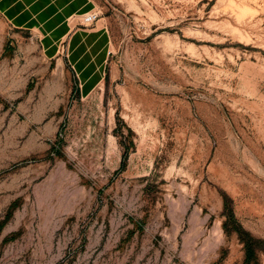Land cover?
Wrapping results in <instances>:
<instances>
[{"label":"rangeland","instance_id":"rangeland-1","mask_svg":"<svg viewBox=\"0 0 264 264\" xmlns=\"http://www.w3.org/2000/svg\"><path fill=\"white\" fill-rule=\"evenodd\" d=\"M76 3L48 51L0 8V264H248L264 0Z\"/></svg>","mask_w":264,"mask_h":264},{"label":"crops","instance_id":"crops-1","mask_svg":"<svg viewBox=\"0 0 264 264\" xmlns=\"http://www.w3.org/2000/svg\"><path fill=\"white\" fill-rule=\"evenodd\" d=\"M77 1L78 0H0V8L11 19H14L16 26L31 28L34 31L35 40H37V33L41 34L40 37L44 36L45 43H42V41L40 43L43 49L48 51L49 48L53 47L55 44L57 39L55 38V32L57 30H59L62 38L65 36L66 17L72 12H75L82 5L76 3ZM29 24H32L31 27H28ZM98 33L97 37L103 35L104 31ZM55 55L56 52L52 55H48V58L54 57Z\"/></svg>","mask_w":264,"mask_h":264},{"label":"trees","instance_id":"trees-1","mask_svg":"<svg viewBox=\"0 0 264 264\" xmlns=\"http://www.w3.org/2000/svg\"><path fill=\"white\" fill-rule=\"evenodd\" d=\"M233 221H235L234 215L232 212V208H230L226 214V222ZM236 232L242 242L243 261L248 264L256 263L258 260L259 252L264 249V241L259 238H254L253 236L248 234V232L239 228L236 229Z\"/></svg>","mask_w":264,"mask_h":264},{"label":"built area","instance_id":"built-area-1","mask_svg":"<svg viewBox=\"0 0 264 264\" xmlns=\"http://www.w3.org/2000/svg\"><path fill=\"white\" fill-rule=\"evenodd\" d=\"M97 15L98 14L96 12L85 13L82 16V22L89 23V22L93 21L97 17Z\"/></svg>","mask_w":264,"mask_h":264}]
</instances>
